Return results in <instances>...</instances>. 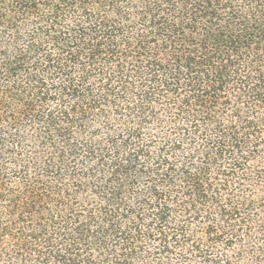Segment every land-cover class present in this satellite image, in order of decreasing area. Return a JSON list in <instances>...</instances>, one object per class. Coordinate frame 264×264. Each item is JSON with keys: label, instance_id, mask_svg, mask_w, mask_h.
I'll use <instances>...</instances> for the list:
<instances>
[{"label": "trees", "instance_id": "obj_1", "mask_svg": "<svg viewBox=\"0 0 264 264\" xmlns=\"http://www.w3.org/2000/svg\"><path fill=\"white\" fill-rule=\"evenodd\" d=\"M135 1L114 0L116 19L105 23L88 14L87 56L67 54L82 77L63 90L88 101L80 124L109 120L88 129L95 146H82L97 207L45 239L32 220L30 242L15 243L21 264H191L192 221L209 223L203 234L215 244L216 217L246 225L235 192L251 188L252 206L264 194V0ZM130 13L136 23L125 27ZM61 64L47 56L39 70ZM13 211L23 224L30 214Z\"/></svg>", "mask_w": 264, "mask_h": 264}, {"label": "rangeland", "instance_id": "obj_2", "mask_svg": "<svg viewBox=\"0 0 264 264\" xmlns=\"http://www.w3.org/2000/svg\"><path fill=\"white\" fill-rule=\"evenodd\" d=\"M113 1L0 0V235L4 234L0 237V264H21L15 243L30 242L26 227L32 220L43 225L45 239L60 227L72 232L76 225L72 218L84 215L88 207H97V199L88 189L91 178L82 146H95L88 129L103 132L109 120L80 124L77 107L88 101L71 98L63 87L72 84L79 89L82 73L67 54L77 51L83 58L87 56L89 40L83 33L88 34V14L100 23L116 19ZM129 1L138 6L135 0ZM133 21L136 23L133 13L121 18L125 27ZM47 56L61 60L62 70L42 74L39 69L45 67ZM117 131L116 138L121 137L120 128ZM145 180H140V187ZM247 189L251 190L243 185L234 197L240 213L245 214V226L232 229L229 219L212 215L216 229L222 232L221 241L205 240L203 229L209 223L191 222L189 233L194 232L199 249L185 251L191 264H204L201 253L216 257L219 264H264V228L258 227H264V211L255 209L264 194L254 193L252 206ZM14 205L29 211L24 224L13 211ZM55 222L61 225H53Z\"/></svg>", "mask_w": 264, "mask_h": 264}]
</instances>
